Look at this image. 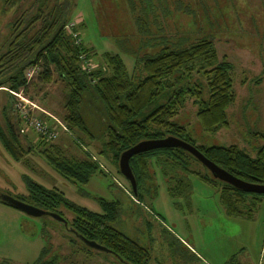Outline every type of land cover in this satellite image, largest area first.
Masks as SVG:
<instances>
[{
    "label": "rangeland",
    "instance_id": "1",
    "mask_svg": "<svg viewBox=\"0 0 264 264\" xmlns=\"http://www.w3.org/2000/svg\"><path fill=\"white\" fill-rule=\"evenodd\" d=\"M9 1L0 0L4 9L0 42L20 11L32 10L34 0ZM67 9V22L81 23L76 28L82 46L91 54L88 64L93 66L86 72L97 65L104 67L108 54L117 55L130 75L137 60L163 44L185 47L200 37L209 38L217 60L223 58L231 65L233 100L224 110L226 126L211 133L202 131L195 117L196 104L188 98L173 122L184 127L194 145H235L249 157L264 145L260 138L264 134V0H68ZM38 71L35 65L23 74L36 78ZM192 78L203 85V76L193 74ZM35 85V93L30 87L26 93L18 91L38 108L29 107L31 117L50 127L54 136L39 135L30 127L18 134L15 125L20 122L14 124L17 116L11 114L6 89H0V128L4 131L9 123L20 144L29 143L32 148L14 162L0 147V193L25 196L27 179L60 192L67 204L96 213L97 200L117 201L115 226L147 251L146 264H264V194L251 219L232 218L223 211L218 188L189 174V191L171 196L167 180L151 164L150 192L142 191L140 203L136 202L115 167L96 154L104 118L93 96L84 93L81 103L92 138L78 140L60 120L66 92L62 83L52 75L48 83L35 81ZM42 145L56 147L65 157L82 159L87 154L102 173L94 172L85 184H73L37 154ZM191 168L203 172L200 164L192 163ZM54 213H60L64 223L48 215L29 217L0 203V264H36L46 258H53V264H120L111 254L87 247L69 230L70 210L58 206Z\"/></svg>",
    "mask_w": 264,
    "mask_h": 264
},
{
    "label": "trees",
    "instance_id": "2",
    "mask_svg": "<svg viewBox=\"0 0 264 264\" xmlns=\"http://www.w3.org/2000/svg\"><path fill=\"white\" fill-rule=\"evenodd\" d=\"M8 2L11 3L2 0L3 4ZM32 3L29 13L21 10L12 20L0 42V89H6L8 105L14 102L8 91L26 93L30 87L35 93L38 90L35 81L48 83L55 75L66 90L60 120L78 140L81 136L92 138L81 114L83 94H91L100 105L104 134L100 137L96 154L107 158L117 173L120 152L140 140L172 136L196 148L231 176L264 185V145L256 150L254 157H249L235 145H194L184 127L172 120L184 99L188 98L196 104L195 117L202 131L211 133L226 126L224 110L233 100L231 65L223 58L217 60L209 38L200 37L185 47L175 43L163 44L155 53L137 60L130 75H127L117 55L108 54L103 58L104 67L97 65V68L85 72L80 69L77 55L82 52L89 58L91 54L82 46L76 28L81 23L73 28L80 38L79 45L75 46L64 30L69 19L68 0H34ZM35 65L39 66L36 78H25L24 70ZM193 74L203 76V85L192 78ZM202 92L204 98H201ZM18 122L16 117L14 124ZM5 125L4 131L0 128V147L12 161L19 162L32 148L29 143L21 145L14 128L7 122ZM260 138L264 139V134H260ZM37 154L54 172L73 184H85L94 172L102 173L87 154L82 159L65 157L51 145L37 148ZM192 163L199 165L178 148H154L132 155L128 166L135 181L134 199L140 203L142 191L150 192L148 168L152 164L167 180L169 195L187 193V175H194L203 183L218 188V200L226 216L251 219L253 209L263 194L237 190L212 179L203 167V172L194 170ZM24 183L27 194L15 196V199L47 212L63 206L73 214L69 221H65L73 234L94 241L119 262L147 263V251L115 226L117 201L97 200L99 212L96 213L65 203L62 194L55 189H44L27 179ZM56 214L60 216V213ZM53 263V258H46L36 264Z\"/></svg>",
    "mask_w": 264,
    "mask_h": 264
},
{
    "label": "water",
    "instance_id": "3",
    "mask_svg": "<svg viewBox=\"0 0 264 264\" xmlns=\"http://www.w3.org/2000/svg\"><path fill=\"white\" fill-rule=\"evenodd\" d=\"M166 147L178 148L188 153L207 171V173L212 179L228 184L233 188L243 192L264 194V185L241 181L231 176L230 174L226 173L222 169L218 168L213 163H211L196 148H194L190 144L172 136H164L162 138H157V139L140 140L135 144H133L132 146L120 152V154L118 155L117 163H116L117 171L120 174V176L127 181L130 191L133 195L135 194V181L128 166V159L132 155L142 151H146L154 148H166ZM263 158H264V153H263ZM0 202H2L4 205L12 209L20 211L21 213L29 217H39L43 215H48L52 219L64 223V220L54 212H47L41 210L39 208H36L32 205H29L27 203H24L22 201H19L13 197H10L2 193H0ZM79 239L83 242V244H85L89 248L105 251V248L99 246L94 241H89L82 238Z\"/></svg>",
    "mask_w": 264,
    "mask_h": 264
},
{
    "label": "built area",
    "instance_id": "4",
    "mask_svg": "<svg viewBox=\"0 0 264 264\" xmlns=\"http://www.w3.org/2000/svg\"><path fill=\"white\" fill-rule=\"evenodd\" d=\"M75 24L76 23L72 21L67 22L64 26V30L67 32V34H69L70 39L72 40L73 44L76 46V45H79L80 38L78 37L77 31L73 30ZM77 59L79 61L81 70L86 72L92 68L91 66L93 65L88 64L90 62L88 61V58H86L84 53L79 52L77 55ZM8 94L12 97L18 98V101H16V99L13 98L14 102L12 104V109L16 113V116L19 118V122H20V125H17L16 127L18 134L23 133V130H24L23 128L30 127L33 130L37 131L39 135L47 134V137L54 136V133L49 132V128H47L43 123H40L38 120L31 117L30 108L31 109L32 108L38 109V108L34 104H32L30 101L23 98L22 95H20V91L18 92L8 91Z\"/></svg>",
    "mask_w": 264,
    "mask_h": 264
},
{
    "label": "flooded vegetation",
    "instance_id": "5",
    "mask_svg": "<svg viewBox=\"0 0 264 264\" xmlns=\"http://www.w3.org/2000/svg\"><path fill=\"white\" fill-rule=\"evenodd\" d=\"M120 175V174H119ZM125 180V179H124ZM126 181V180H125ZM127 182V181H126ZM127 185H128V183H127ZM128 188H129V185H128ZM128 192H130V194H128L129 196H131L133 199H134V195L131 193V191H130V188H129V190H128ZM14 198V197H13ZM135 200V199H134ZM20 201V200H19ZM136 201V200H135ZM23 202V201H22ZM137 202V201H136ZM135 202V203H136ZM122 230V229H121ZM75 235V234H74ZM78 239H79V237L77 236V235H75ZM97 244V243H96ZM100 246V245H99ZM92 249V248H91ZM120 260V259H119ZM118 261V260H117ZM120 264H128V263H125L124 261H122V260H120Z\"/></svg>",
    "mask_w": 264,
    "mask_h": 264
},
{
    "label": "crops",
    "instance_id": "6",
    "mask_svg": "<svg viewBox=\"0 0 264 264\" xmlns=\"http://www.w3.org/2000/svg\"><path fill=\"white\" fill-rule=\"evenodd\" d=\"M11 114L13 115V111H11Z\"/></svg>",
    "mask_w": 264,
    "mask_h": 264
}]
</instances>
